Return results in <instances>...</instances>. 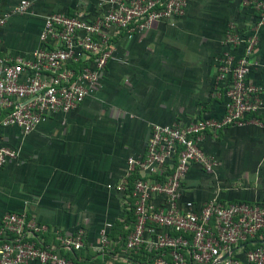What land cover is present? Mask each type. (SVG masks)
Wrapping results in <instances>:
<instances>
[{"label": "crops", "instance_id": "0c3cea01", "mask_svg": "<svg viewBox=\"0 0 264 264\" xmlns=\"http://www.w3.org/2000/svg\"><path fill=\"white\" fill-rule=\"evenodd\" d=\"M17 1L0 0V12ZM103 6L104 0L35 1L0 27V52L28 55L47 12L89 20ZM258 22L259 11L243 0H187L180 18L154 21L138 33L113 30L112 58L91 96L71 111L44 115L28 133L0 127V144L17 151L0 166V217L24 212L44 223L47 230L39 237L49 246L57 245L58 235L83 228V247L73 253L86 262L127 264L126 258L130 264H150L141 253L122 250L130 221L115 185L125 158L143 152L148 122L182 125L222 115L228 76L216 78V59L241 50L223 42L229 23L242 37L256 33L247 78L261 86L264 105V21ZM258 116L264 123V109ZM201 147L217 166L209 174L191 165L182 183L183 200L198 203L217 195L264 205V127L228 126L206 135ZM106 221L112 224L109 250L100 255L97 234Z\"/></svg>", "mask_w": 264, "mask_h": 264}, {"label": "built area", "instance_id": "2783aa9c", "mask_svg": "<svg viewBox=\"0 0 264 264\" xmlns=\"http://www.w3.org/2000/svg\"><path fill=\"white\" fill-rule=\"evenodd\" d=\"M35 1L18 0L0 12V27L12 14H24ZM259 11L264 21V0H243ZM187 0H104L92 19L65 12L42 16L38 40L28 55L0 52V127L31 131L49 113L75 109L98 83L112 58L111 33H138L154 21L180 18ZM223 42L241 47L238 55L222 53L216 59V78L228 76L223 113L187 124L148 122L144 150L125 158L123 175L115 185L121 203L132 219L124 237V254L139 252L150 264H264V205L258 201L222 200L213 195L194 203L182 199V183L189 167L198 165L213 173L217 161L201 143L228 126L264 127L262 88L247 78L254 64L251 54L256 33L240 36L226 27ZM17 151L0 144V166ZM111 222L98 229L95 252L109 250ZM44 223L24 212L0 217V264H97L68 256L84 243V230L57 236V245L41 242ZM127 264L130 259L124 258ZM141 264V263H138Z\"/></svg>", "mask_w": 264, "mask_h": 264}, {"label": "trees", "instance_id": "16d2710c", "mask_svg": "<svg viewBox=\"0 0 264 264\" xmlns=\"http://www.w3.org/2000/svg\"><path fill=\"white\" fill-rule=\"evenodd\" d=\"M127 218L126 219H128L129 221H131V219H132V217H131V215H130V213L129 212H127ZM127 220H123L122 221V223H119V224H117V226L119 225V226H121V224L123 225L124 224V222H126ZM116 227V226H115ZM264 234V233H263ZM72 257H74V253L72 254Z\"/></svg>", "mask_w": 264, "mask_h": 264}]
</instances>
